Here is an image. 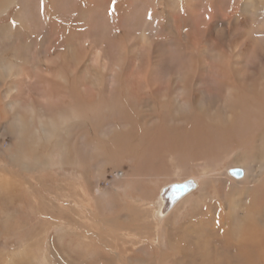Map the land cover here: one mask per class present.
<instances>
[{"label": "rangeland", "instance_id": "1", "mask_svg": "<svg viewBox=\"0 0 264 264\" xmlns=\"http://www.w3.org/2000/svg\"><path fill=\"white\" fill-rule=\"evenodd\" d=\"M20 1L0 16L4 77L28 74L15 113L0 107V264H243L236 247L264 240V109L248 107L264 94L249 72V93L220 91L213 46L194 41L218 20L204 7L159 32L136 0ZM190 41L207 51L193 63ZM58 107L75 119L48 136ZM32 113L43 130L19 133ZM187 182L157 217V197Z\"/></svg>", "mask_w": 264, "mask_h": 264}, {"label": "bare ground", "instance_id": "2", "mask_svg": "<svg viewBox=\"0 0 264 264\" xmlns=\"http://www.w3.org/2000/svg\"><path fill=\"white\" fill-rule=\"evenodd\" d=\"M112 1H113V4H111ZM129 1L131 2V0H129ZM129 1L128 0H109L108 3L111 5V10H116V7H117L116 4H118L121 9L127 10L126 8H128V6H129ZM136 1H138L140 3L139 9L137 8L138 10L146 9L148 14H149L148 16L151 17L152 19L158 20L161 18L162 27L160 29H158L159 32L167 31L168 26L171 24V22L174 23L176 21V19L180 18V17H182V19H184L186 21H187V19H189L190 21H194V19L196 17H198V14H200V10H203L205 7V11L203 14H201V16H203L204 20H206L205 19V16H206L210 22H214L213 20H216V21L218 20L216 22L217 26L212 28L210 24H209L210 26L209 25L206 26V24H208V23H206L205 24L206 27H204V29H203L204 35H202L201 37H200V35H198L197 38H194V37L193 38H194V41L196 40L197 43H200L201 38H203V41H201V42H204V44L213 46L212 48H214L213 51L216 55V59L214 61L216 63L214 65V68L212 69L211 75L214 74L216 76V78L221 82L222 85L219 86L220 91H224L227 94L237 92L239 90L243 93V95H245V93H249L250 88L241 82V78L243 76L242 73L243 72H246V73L249 72L251 74L252 73H258L260 75V77H258V78L262 81L261 82L258 81L257 85L252 89L256 92V94H264V80H263V76H261V75H264V0H208V2H205L204 0H150L148 2V4H147L146 0H136ZM204 3H206L205 6H204ZM14 4H18V8L21 9V11H24L23 7H22L23 3L21 4L20 0H7L6 4H4V6L0 9V16L5 15L7 13V10L10 7H12ZM80 6H82V5H80ZM120 8H118V9H120ZM48 11H50V10H48ZM133 11L136 12V10H133ZM208 13H210V17L207 16ZM17 14H18L17 15V18H18L21 15V13L18 12ZM198 21H199V19H198ZM195 22H194V24H195ZM10 26H12L11 23L8 25H5L4 28H8ZM141 39L143 40L144 38H141ZM190 42H192V41H190ZM195 43L192 42L190 45H188L189 47L186 48V49H190L188 52V57L190 60H192V63L197 62V58H200V56L203 57V55L205 56V52H207V51H205L204 48L199 49L198 44H195ZM177 45H182V42H178ZM182 48H184V47H182ZM16 50L17 49L15 47V51H13V50H10V51L16 52ZM0 58H1V60H0V73H2V76H0V107L3 110H7L10 115H13L15 113V109L13 108V103L18 105V104H21V102L17 101V100H14V102H12L11 99H13V96H15L21 92L20 85L21 86L23 85V87H26L28 74H26L24 77L23 76L19 77V75L15 74L18 71V70H16V72L14 74H10V72H9V75H7L5 73L7 76L4 77V73H3L5 71L4 64L9 60V55H7V52L5 51L3 54L0 55ZM61 59H64V58H61ZM23 62H25V61H23ZM17 65H18V63H17ZM20 65H22V63H20ZM201 68H202V72L206 73V70L203 69L204 67L201 66ZM19 69H21V68H19ZM54 72H55V69H54ZM55 74H56V72H55ZM10 75H12V77H10ZM21 75H23V74H21ZM59 76L63 77V75H61V74ZM17 78H19V80H16ZM60 79H62V81H64V82H66V80L64 78H60ZM75 79H76V77H75ZM17 82L19 83V85L17 84ZM65 84H67V82ZM68 84L66 86L69 88V91H71L72 86L70 87ZM17 85H18V87H17ZM78 101H79V107L85 106L84 102H82L80 100H78ZM86 103H87V100H86ZM248 107L253 108V109H257V108L264 109V104H258L257 102H255V103H252L251 105H248ZM25 110H27V109H25ZM46 110L47 109H45L43 111V113L42 112L41 113L43 115H45L46 118L48 117V119H49V118H51L50 113L52 111H50V110L46 111ZM32 111H34V110H32ZM55 111L59 114L60 119H63V121H62V123L58 122V123H61V126H58V128L57 127L53 128V124L47 123L48 126L44 125V127L45 126L48 127V130H47L48 136H50V133H52V132L53 133H55L56 131L61 132L62 131L61 129H64L66 127V124L69 121V119H72V120L75 119L74 118L75 115L73 114L74 108H70V115L69 116H66L67 114L65 113L64 109L61 110L59 107L56 108ZM25 113H26V111H25ZM77 114H79L81 116L82 112L77 110ZM36 115H38V114H36ZM41 115L40 116H34L33 113L31 115H26V114L23 115L21 118V120H22L21 124L18 127L16 126L20 130L19 133H21L24 129H26L27 124L34 126L39 131H42L43 130L42 129V120L44 121L45 119L41 120ZM72 115H74V116H72ZM82 116H83V114H82ZM57 120H58V118H57ZM33 123H36V125ZM79 125H81V124H79ZM51 127L53 129H50ZM80 127H82V126H80ZM55 129H56V131H55ZM74 130H77V129H74ZM96 133H98V131ZM107 134H108V132L105 135H107ZM51 136H53V134ZM77 136H79V135H77ZM56 141H57V138H56L55 142ZM68 147L70 149L69 145H68ZM72 153H73V150H72ZM24 156L25 155H23V157ZM9 158H11V156ZM24 159H26V157ZM28 162H30V161H28ZM21 164L23 165L24 162ZM36 166H37V164H36ZM24 167H26V166H24ZM228 173H229V171H228ZM116 177H117V175H116ZM119 177L122 178L121 175ZM121 178H119L118 180H120ZM197 187H199V186H197ZM99 190L100 189L95 190L94 195L99 194ZM163 193H164V191H163ZM157 198H158V200H157L158 214L156 216L161 218L166 213V206H165L166 201L164 199L163 194H161ZM255 253H261V255L264 256V240L259 242V243H256V244L239 246V247L237 246L236 247V256L238 257L237 261H240L243 264H255V262H256V260L254 258Z\"/></svg>", "mask_w": 264, "mask_h": 264}, {"label": "water", "instance_id": "3", "mask_svg": "<svg viewBox=\"0 0 264 264\" xmlns=\"http://www.w3.org/2000/svg\"><path fill=\"white\" fill-rule=\"evenodd\" d=\"M229 174L236 179H239L243 176V171L239 169H232L229 170ZM191 190V185L187 183L176 184L164 191V199L166 201L167 206L171 205L172 203L176 202L179 198L184 196L188 191Z\"/></svg>", "mask_w": 264, "mask_h": 264}]
</instances>
